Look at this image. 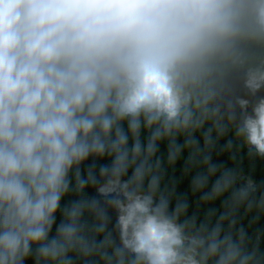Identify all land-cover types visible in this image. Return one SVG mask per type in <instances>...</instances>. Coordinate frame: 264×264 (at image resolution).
<instances>
[{"label":"clouds","instance_id":"obj_1","mask_svg":"<svg viewBox=\"0 0 264 264\" xmlns=\"http://www.w3.org/2000/svg\"><path fill=\"white\" fill-rule=\"evenodd\" d=\"M257 162L264 0H0V264H264Z\"/></svg>","mask_w":264,"mask_h":264},{"label":"trees","instance_id":"obj_2","mask_svg":"<svg viewBox=\"0 0 264 264\" xmlns=\"http://www.w3.org/2000/svg\"><path fill=\"white\" fill-rule=\"evenodd\" d=\"M99 163H106V161H101ZM262 169H264V164H261L260 162H257V171H256V179L257 180H264V171H262ZM176 176H177V178H179V166L177 167ZM180 190L181 191L185 190V185L184 184L181 185ZM87 194L89 196H95L96 192H95L94 189L90 188V189L87 190ZM109 211H110V215H112V217H113V223H114L115 214L111 210H109ZM256 227H258L260 229H264V219H261V221L259 222V224ZM262 247H264V245H262Z\"/></svg>","mask_w":264,"mask_h":264}]
</instances>
